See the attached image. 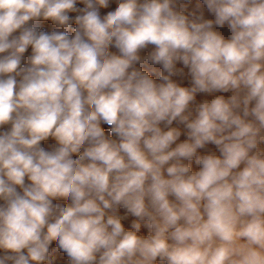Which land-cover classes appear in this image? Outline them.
<instances>
[{"label":"clouds","instance_id":"1","mask_svg":"<svg viewBox=\"0 0 264 264\" xmlns=\"http://www.w3.org/2000/svg\"><path fill=\"white\" fill-rule=\"evenodd\" d=\"M0 264H264V0H0Z\"/></svg>","mask_w":264,"mask_h":264},{"label":"rangeland","instance_id":"2","mask_svg":"<svg viewBox=\"0 0 264 264\" xmlns=\"http://www.w3.org/2000/svg\"><path fill=\"white\" fill-rule=\"evenodd\" d=\"M193 3H195V0H193ZM104 127H105V129H106V131H107V126H104ZM51 143H52L51 141L46 142L45 146L47 147V146H49ZM194 167H195V166H194Z\"/></svg>","mask_w":264,"mask_h":264}]
</instances>
